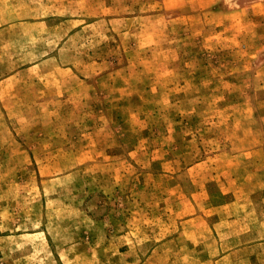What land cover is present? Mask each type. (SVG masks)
<instances>
[{"label": "rangeland", "instance_id": "obj_1", "mask_svg": "<svg viewBox=\"0 0 264 264\" xmlns=\"http://www.w3.org/2000/svg\"><path fill=\"white\" fill-rule=\"evenodd\" d=\"M0 264H264V0H0Z\"/></svg>", "mask_w": 264, "mask_h": 264}, {"label": "crops", "instance_id": "obj_2", "mask_svg": "<svg viewBox=\"0 0 264 264\" xmlns=\"http://www.w3.org/2000/svg\"><path fill=\"white\" fill-rule=\"evenodd\" d=\"M5 79H6V77H5V78H1V79H0V85H2V84H4V83H5Z\"/></svg>", "mask_w": 264, "mask_h": 264}]
</instances>
